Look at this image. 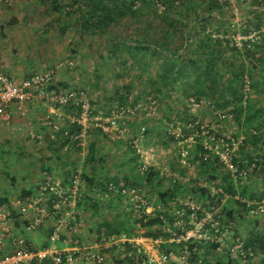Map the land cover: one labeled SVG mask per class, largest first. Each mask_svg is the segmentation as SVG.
Instances as JSON below:
<instances>
[{"label":"trees","instance_id":"obj_1","mask_svg":"<svg viewBox=\"0 0 264 264\" xmlns=\"http://www.w3.org/2000/svg\"><path fill=\"white\" fill-rule=\"evenodd\" d=\"M50 3L52 11L58 14L56 21L61 24V32H67L68 28H73L79 37H102L111 44L114 56L118 59H122L117 52L124 50L130 55V61L133 64H140L141 68H147L154 58L162 57L163 62L159 68V72L155 76H148L150 89L146 86L138 87L147 97L148 101L159 100L168 102L165 97L171 98L170 90H168L169 83L179 81L178 77H188L185 80L180 81L182 85V92L186 97L195 96L197 101H201L204 98L209 99L215 103L218 107H228L227 113H230L233 119H236L242 126L252 127L256 129L254 135V142L264 143V131H262L260 124L264 125V108H256L253 113L246 111V118L244 122H240L244 114L245 106L243 101L248 98L251 93V88L254 85L252 78L255 74L259 83L264 82V78L260 76L258 71H254L258 68V65L253 61L256 57V61L264 66V0H252L251 5H247L240 11L243 14H253V19H247L242 24H235L233 22L234 16L231 12L230 0H43ZM237 3H244L249 0H235ZM50 12V11H49ZM229 16V17H228ZM52 23H50L51 25ZM53 26V24H52ZM237 26V27H236ZM212 27L213 30H212ZM234 28V29H232ZM257 30L260 33L259 38H249L250 32ZM242 33L247 38L243 40V45L239 46L235 43L233 35L235 33ZM253 45L257 46V50L252 49ZM116 52V53H115ZM123 58L127 59L123 56ZM119 61V60H118ZM125 61V60H123ZM249 62V71L251 76H247L245 62ZM225 72L230 75L227 76ZM189 74H193L194 79L191 82ZM118 76L121 73L118 72ZM137 77V76H136ZM142 75L139 76L141 78ZM246 78L250 80V90L246 91L245 81ZM138 82L130 81L122 86L125 91L119 93L120 106L136 107L143 103L140 101L139 95H132V89ZM257 84V82H256ZM66 88L67 84L62 83ZM138 86V85H137ZM174 87V86H173ZM60 88V87H59ZM248 103V102H247ZM92 104L93 115H97L100 109H96ZM150 106V105H149ZM153 106V105H152ZM149 107V110L152 109ZM158 109V103L156 104ZM65 107H71L72 112H76L75 117L80 116V105L68 103ZM251 109V105H247ZM184 107L183 109H185ZM247 108V109H248ZM121 111V110H120ZM225 113V114H227ZM261 114V122L256 123L254 119ZM228 116V114H227ZM176 122V121H175ZM192 124L197 130H201L203 123L198 117L186 116L184 120L183 131L187 138L191 135L193 128L188 125ZM65 127L60 129V135L65 138V143L61 145L72 143L76 148V151H80V141L83 138L78 137L81 133L82 125L78 121L70 122L66 121ZM243 126V127H244ZM138 134H135L130 141V144L126 147V150H130L132 156L127 162L135 163L139 167L138 172L133 175H119L110 176L105 174L103 176L97 175L96 163L105 162L103 154L98 149V140L93 139L90 141L88 155L86 156L85 165L90 164V170L85 167L82 172V180L85 181L87 186L91 190H96L99 195L103 196L107 194L119 198H127L124 189L131 190L136 189L140 194L146 197L150 204L151 200L149 192L146 187H154L158 189V202H156V209L153 214H147L146 212H138L130 204V208L126 205V208L131 212L136 213L134 222L128 227V221L116 220L114 223H105L97 231V239L101 232L106 234H134L138 233L141 229L145 230V234L154 238L161 237L163 235V227L167 221L172 223L173 217L169 214L166 208L170 207V203L175 199L180 198L179 194L184 192L187 187L195 193H201L206 199L203 203L207 208H211V205L218 206L223 197L228 195V198L234 199L240 210V207L245 209L244 204L240 200L236 199V195H245L246 185L242 191L238 190V182L235 181L232 173L229 169L225 168V164L221 162L220 156L209 153V156H205L206 150L203 145V136H197L195 140L189 144H185L188 149V155L193 154L194 160L192 162L197 163V173L191 180V185H184V183L164 173L160 168L148 165L147 170L142 171L141 167L145 163L140 159L143 157L142 149L138 151V148L133 144L135 138H139L140 142L143 140L142 135L148 134L149 129L139 127ZM211 133H215L217 136L223 134V132L215 131L210 128ZM261 132H263L261 134ZM168 133V128H167ZM94 134L97 137L108 138L110 141L120 143V139H111L103 132V129L98 126H91L88 129L87 135ZM242 135V134H241ZM235 133L232 137L241 136ZM100 138V137H99ZM173 142H178L174 135H170ZM186 138V137H185ZM229 141L230 139H226ZM247 144V138L245 136L244 145L241 151L244 150ZM60 147V149H61ZM258 157L256 169L252 172L264 173V156L262 153L248 152L247 159L239 156L234 159L235 163L240 167L246 165V161L250 163L254 160L255 156ZM71 171L67 172L69 178L72 179L78 168L76 167L75 158H70ZM75 166V167H74ZM122 173L123 171L120 170ZM251 172V173H252ZM124 179V182L121 179ZM250 178V177H249ZM198 179H204L206 182L219 181L215 191L209 185H200ZM187 181V177H184ZM167 182L169 183L168 185ZM243 183V182H242ZM115 185L116 189L111 188ZM34 189V188H33ZM25 196L34 194L32 189L28 191ZM241 196V195H240ZM251 199H255L254 194L249 195ZM264 196V193L262 194ZM264 197H257L256 199H263ZM210 200V202H207ZM1 202V201H0ZM52 206V203L49 202ZM161 206L160 208H158ZM77 207L83 208V211L92 209L98 213L101 209L98 201L94 200L92 195L82 194L78 200ZM226 214L230 219H234V215L237 212L233 206H227ZM63 210V209H62ZM61 210V211H62ZM16 226L19 228L24 227L26 220L21 223L20 220L15 221ZM45 227V225L43 226ZM157 229L153 231V228ZM134 228V229H133ZM136 228V229H135ZM21 233H25L24 229ZM51 233L52 228L47 230L46 242L42 247H30L32 248H46L51 246ZM165 236V235H163ZM62 238H65L62 235ZM63 242V240H60ZM258 251L264 250V234L258 236V238L250 239L247 242ZM259 243V244H258ZM261 244V245H260ZM176 243H165L164 248L167 252L171 249L175 250L179 247ZM217 244H206V247L201 246V251L209 248L212 251L218 249ZM180 253V251H177ZM205 252V251H204ZM208 251L206 250V253ZM201 256V253L198 255ZM196 256H192L191 264H195ZM117 264H124L125 261H130L134 264V259L119 258L113 259ZM227 264H233L227 260ZM215 264H224L221 259H218ZM264 264V261L261 262Z\"/></svg>","mask_w":264,"mask_h":264},{"label":"rangeland","instance_id":"obj_2","mask_svg":"<svg viewBox=\"0 0 264 264\" xmlns=\"http://www.w3.org/2000/svg\"><path fill=\"white\" fill-rule=\"evenodd\" d=\"M232 1V10L228 14L229 16L231 14L235 15L233 22H235L236 25L242 24V22L247 19H253V14H243L240 12V10L244 9L247 5H251L250 2L252 0L242 4L237 3L235 0ZM37 4L38 6L36 7ZM47 5H50V3L43 0H14L12 5H8L12 9L18 10V19H20L19 21H21L23 26L18 28V32L21 33V37H19L21 38V44L17 46V49L20 50L17 55L18 58L16 57V59H19L22 64H26L24 74L32 72L44 73L49 70H54V82L58 87L62 88V83H64L67 84L66 88L68 89H74L77 91L83 90L90 103L92 101L93 106L96 109H100L98 114L103 117L113 115V112L115 110L117 112L119 108H135L131 106L122 107L119 103V93L125 91L124 88L122 89V86L130 81H134L135 83L138 82V84H136L131 90V93L132 95L140 94L139 99H141L140 101H143V103L136 105L137 109L134 113L130 114L126 112L123 113L124 110L120 111L119 123L121 126H126L128 131L117 137V139H120L119 144L116 145L117 142L110 141L108 138H102L101 136H99V138L94 134L87 135L80 141V146L82 147L81 152H78L80 158L75 160L76 167L81 172H83L85 167L90 170V164L85 165V161L86 156L88 155L90 141L95 138V140H98V149L100 153L103 154V159L105 160L104 163H96L95 167L97 175L103 176L108 174L112 177L123 174L133 175V173L138 172L139 167L136 166L135 163L127 162L132 156V153L130 150H126V147L130 144V141H132L133 136L138 134V130H140L139 127H142L149 129V132L148 134H145V136L142 135L143 140L139 142V146L143 151V157L140 159L146 165L160 168L164 173L177 177V179L181 180L184 185H191L193 182L191 179L195 177L197 173V163L192 162V159L194 160L193 154H187V156H183L182 154L183 152L188 151L189 148H187L185 144L189 143L184 142L180 144L178 142H173L170 135L167 133V128L175 123V121L176 123L180 122L183 125L187 115L200 118L203 123L209 124V126L215 131L223 132L227 139L234 136L235 133L236 135L242 134L246 136L247 144L244 150L239 152V156L247 159L248 152L254 154L262 153L264 156V143L262 141L256 143V145L253 143L256 129L245 127L244 125L243 127L236 119H233L230 113H227L228 107L215 106V103L207 98L197 101L195 96H185L181 90L182 85L180 84V81L188 78L187 76L178 77L179 81H176L174 85L173 83H169L168 90L171 89V98H164L165 100H170L167 103L159 101L158 99L152 100V102L148 101V97L143 92L141 93L138 87L141 88L146 86L147 89H150V86L148 85L149 80L147 78L150 75H157L163 62L162 57L154 58V61L151 62L147 68H141L140 64H133L130 61V55L129 53H126L125 50L124 54H122V51L117 52L122 58L118 59V61L110 48L111 44L106 38L94 36L81 39L79 34L73 30L70 31L66 37L60 35L62 40L56 41V44L59 46H53L55 35L59 34V31L54 32L53 30H50V34L47 32L42 36L40 35L42 30L38 29L39 26L43 25L42 18L44 17H42L39 12L47 7ZM213 28L214 27H212V30ZM70 33L73 35L71 36ZM69 40H71V42ZM241 42H243V40L240 41V43ZM257 48L258 47L255 45L252 47V49L255 50H257ZM123 56L127 59L123 58ZM254 58L253 61L258 65V68L254 71H258L260 76L264 78V66L256 61V57ZM249 66L250 63L248 61L245 62L247 76H251ZM1 68L3 69L2 66ZM5 72L13 79L18 80L17 78H19V75L16 72L11 70H5ZM118 72L121 73V76L117 75ZM223 73L227 76L230 75L228 72H225V70H223ZM140 75H142L141 78H139ZM253 75L254 78L251 80L254 85L251 88V93L248 95V98H245L243 101L245 112L240 120L241 123L244 122L246 118V111L248 113H253L256 108H264V82L259 83L257 81V76L255 74ZM188 76L191 77V82H193V74H189ZM157 103L158 109L156 106ZM149 105H153L151 110H149ZM247 105H251V109H249ZM184 107L186 108L183 109ZM63 110L64 107L62 111ZM50 113L52 112L50 111ZM221 113H227L228 116L222 120L220 118ZM57 117L58 119L55 124L50 122L52 121V117L47 118L46 124L47 126H50L52 133L61 129L59 121L63 117V114L62 116ZM74 117L75 115L72 118L74 119ZM261 120V114H259L257 118L254 119V122L260 123ZM54 125H56L57 128ZM260 126L261 129L263 128L262 131H264L263 123H261ZM262 133L263 132H261V134ZM183 135L184 137L186 136L184 131ZM48 160L51 161V158L44 159V161ZM9 161L10 163H8L5 167L6 170H4V172L6 171L5 174L7 173L8 176H2L3 178L0 180V201L9 204L8 210L12 222L16 223L15 221L18 219L23 223L30 214V210L26 207V204H24L30 197L23 195V190L20 189L21 186L16 187V183L11 180L10 173L13 171V166L11 160ZM66 166L71 165L67 164ZM120 170L123 172L121 173ZM51 177L55 179V181L59 178L54 177L52 174ZM184 177H187V181L184 180ZM60 181L62 180L60 179ZM121 181L124 182L123 177ZM219 181L220 179L210 183L206 182L204 179H198L200 185H209L213 191L217 188ZM67 182L68 180L65 181V183ZM168 184L169 183L167 182L166 185ZM237 184L239 191H242L245 185L247 186L245 195H242V193L240 194L242 197L248 198L250 197V194H254L255 198L264 197L262 196L264 193V173L252 172L247 181H244L243 183L238 182ZM146 188L149 192L151 203L155 206L159 199L158 189L151 186ZM32 191H34V189H32ZM81 191L84 195H92L94 200L98 201L101 209L96 213L92 209H86L84 212L83 208H78V211L80 210V214H78L80 217L78 225H75L73 228H70L69 226L63 230V236L69 238L70 246L76 245V242L82 247L91 246L97 239V230L105 223H114L116 220L128 221V225H130L128 227L132 228L133 225L131 224L134 222L136 213L131 212L126 208V205H128V208L131 207L127 202L128 198H119L116 197V195L109 196L107 194L101 196L102 194L99 195L98 191L91 190L84 180H82ZM179 197L186 199L190 198L196 202L203 203L205 202L204 199H206L201 193L192 192L188 187L184 192L179 194ZM19 200L22 201V203L20 205L18 204L19 206H16V203ZM228 205L237 209L234 219H230L225 215L226 211H228ZM236 206L237 203L235 200L228 198V195L223 197L220 204L217 206L219 212L223 215L224 222L229 223L232 221L235 237L243 238L248 242L250 239H257L258 236L263 235L264 215L258 217L250 216L246 210L244 211L241 207L238 211L239 208ZM46 225V227L31 233L30 236L25 235L27 240L32 243L33 247H42L46 242L45 238L47 230L52 227L53 222L48 221ZM76 227L77 231H74ZM101 228H104V226ZM156 229L157 228L154 227L153 231ZM54 244L62 249L68 247V244L62 241H55ZM202 247H206V245H203ZM206 250L208 251L207 253ZM177 251H179V248L175 249L176 253H178ZM105 257L106 260L104 264H117L113 259H117V257L124 258V254L118 253V251L108 250L105 252ZM200 257L203 259V264H215L218 259H221L224 264H227L226 261L228 260L221 250L217 249L212 251L209 248L201 251ZM177 261L180 262V259L178 258ZM124 264H130V261H125Z\"/></svg>","mask_w":264,"mask_h":264},{"label":"built area","instance_id":"obj_3","mask_svg":"<svg viewBox=\"0 0 264 264\" xmlns=\"http://www.w3.org/2000/svg\"><path fill=\"white\" fill-rule=\"evenodd\" d=\"M232 1V0H230ZM5 5H12L14 0H0ZM264 31V27L262 28ZM260 32L253 30L249 38H259ZM247 37L242 33H235L233 39L239 46L240 41ZM54 70L44 73H35L22 80H15L0 66V121L6 127H11L14 118V108L18 110L22 117L28 113L27 105L34 101H44L51 104L52 112L58 116L62 114V109L68 103L80 105V116L74 117L72 122L78 121L82 125L81 133L78 137L87 136L91 126H98L103 129L111 139H116L128 131L126 126L119 123L120 110L123 113H134L137 109H121L113 112L109 117L100 114L93 115L92 106L83 90L77 91L68 88H59L54 82ZM246 91L250 90V80L246 78ZM100 115V116H99ZM62 116V115H61ZM227 114L221 113L220 118L224 120ZM193 128L190 136L183 135V127L180 122H175L168 128V134L174 135L178 143H192L197 136H203V145L206 150L205 156L209 153L219 155L225 168L229 169L235 181H247L252 171L256 169L258 157L254 155V160L246 161V165L240 167L234 161L239 157V152L244 145L245 136L231 137L227 141L224 134L217 136L211 133L209 124H203L201 130ZM57 128V126L55 125ZM37 135H33L35 137ZM139 138L133 140V144L141 150ZM187 156V152L182 153ZM148 165L141 167L142 171L147 170ZM82 172L78 169L72 175V179L67 183L55 181L50 175L45 176V180L34 187V194L30 197L26 207L30 214L24 224L25 233H33L40 230L48 221H52L51 246L46 248H32L25 237V233H18L15 223L11 221L9 204L0 202V264H104L105 252L108 250L118 251L124 257L134 259V264H191L192 256L195 255L196 263L203 264V259L198 256L201 253V246L206 244H217L229 261L233 264H261L264 261V250L258 251L249 245L243 238H236L233 223L224 222L223 215L219 208L211 205L207 208L203 202H196L190 198H177L170 203L169 214L173 217V222L166 220L163 227V235L158 238L145 234L141 229L134 234H106L101 232L98 239L89 246H70L69 238H62L64 228H73L78 225L80 210L78 211V200L82 196ZM111 188H115L112 185ZM127 195V202L133 204L138 212L153 214L156 207L150 204L149 200L140 194L135 188L123 190ZM244 204L250 216L258 217L264 215V198L251 199L235 196ZM52 203V206L49 205ZM207 202H210L208 200ZM22 201H18L19 206ZM19 204V205H18ZM159 206L158 208H160ZM63 209V210H62ZM62 210V211H61ZM77 231V227L74 229ZM63 240L68 244L65 249L57 247L54 242ZM165 243H176L180 253L175 250L167 252L163 247ZM178 258L180 262L177 261ZM179 262V263H177ZM131 264V263H130Z\"/></svg>","mask_w":264,"mask_h":264},{"label":"crops","instance_id":"obj_4","mask_svg":"<svg viewBox=\"0 0 264 264\" xmlns=\"http://www.w3.org/2000/svg\"><path fill=\"white\" fill-rule=\"evenodd\" d=\"M50 7V5H47V7L39 12L44 17L42 18L43 25L39 26L38 29L42 30L40 34L42 36L47 32L50 34V30L54 32L59 31V34L55 35L53 43V46L56 47L59 46L56 44V41L62 40L60 35L68 36L73 28H68L65 33L61 32V24L56 21L58 14L51 9L46 11ZM18 14V10H14L0 2V64L4 71L11 70L16 72L19 75L17 81L36 73L24 74L26 64L24 65L19 59H16V57L18 58L17 55L20 50L17 49V46L21 44V38H19L21 37V33L18 32V28L23 27L21 21H19L20 19H18ZM70 34L71 36L73 35L72 33ZM69 41L71 42V40ZM27 107L28 113L26 117H22L18 110L14 108L12 128L6 127L0 121V180L3 178L2 176H8L4 170H6L5 167L10 163L9 160H11L13 166V171L10 173L11 180L16 183V187L21 186L20 189L23 190V195L29 194L28 191L40 182H43L46 175L51 176L52 174L54 177H59L58 180L60 181L61 179L63 183L67 181L69 178L67 172L71 171V166H66L70 164L68 156L78 159L80 158L78 152L82 150L81 147L80 151H76L72 143L65 144L61 147L66 140L59 134L60 129L52 133V129L46 124L47 118L52 117V121L50 122H53V124L58 119V115L56 116L52 112L51 104L34 100ZM62 114L63 117L60 119V123L58 122L61 124V128L67 126V120L72 122L74 112H72L71 107H64ZM33 135L37 136L33 137ZM50 158L51 161H44V159ZM15 229L18 233H21L24 227L19 228L15 224ZM25 235L30 236L31 233H25Z\"/></svg>","mask_w":264,"mask_h":264}]
</instances>
